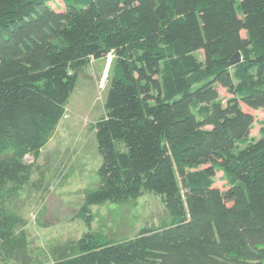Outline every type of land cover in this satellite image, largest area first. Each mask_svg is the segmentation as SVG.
Segmentation results:
<instances>
[{
    "label": "trees",
    "instance_id": "1",
    "mask_svg": "<svg viewBox=\"0 0 264 264\" xmlns=\"http://www.w3.org/2000/svg\"><path fill=\"white\" fill-rule=\"evenodd\" d=\"M52 1L0 0V199L26 182L14 170L55 133L80 70L112 53L99 181L79 213L90 227L93 204L154 192L168 219L88 228L49 264H264V119L251 136L242 106L264 112V0ZM11 219L8 256L26 244Z\"/></svg>",
    "mask_w": 264,
    "mask_h": 264
},
{
    "label": "rangeland",
    "instance_id": "2",
    "mask_svg": "<svg viewBox=\"0 0 264 264\" xmlns=\"http://www.w3.org/2000/svg\"><path fill=\"white\" fill-rule=\"evenodd\" d=\"M62 9L63 0L52 1ZM245 35V31L242 33ZM199 55L203 57V52ZM114 55L92 59L81 69L77 85L66 103V112L49 142L37 155L24 156L26 167L14 173L27 177L5 185L0 199V218L12 215L16 236L25 245L8 256L0 236V264H49L61 254L64 245L90 229L111 225L118 235H130L144 224H159L168 219L166 204L154 192H147L132 204L112 202L93 204L90 216L79 213L84 192L97 186L102 156L98 151L95 123L106 114V99L111 84ZM224 98L232 95L220 86ZM253 116L251 136L259 137L264 112L242 104ZM12 172L13 169H10ZM222 171L216 184L227 187ZM133 206V207H132ZM106 217V218H105ZM13 243V242H11ZM15 251V250H13Z\"/></svg>",
    "mask_w": 264,
    "mask_h": 264
},
{
    "label": "water",
    "instance_id": "3",
    "mask_svg": "<svg viewBox=\"0 0 264 264\" xmlns=\"http://www.w3.org/2000/svg\"><path fill=\"white\" fill-rule=\"evenodd\" d=\"M241 58H242V55H241L240 52H238V53H237L236 55H234V57L232 58V62H233V63H236V62L240 61Z\"/></svg>",
    "mask_w": 264,
    "mask_h": 264
}]
</instances>
